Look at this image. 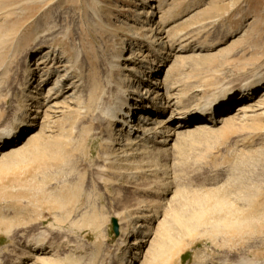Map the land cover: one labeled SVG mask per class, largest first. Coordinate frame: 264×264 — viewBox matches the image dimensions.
I'll list each match as a JSON object with an SVG mask.
<instances>
[{
	"label": "rangeland",
	"instance_id": "1",
	"mask_svg": "<svg viewBox=\"0 0 264 264\" xmlns=\"http://www.w3.org/2000/svg\"><path fill=\"white\" fill-rule=\"evenodd\" d=\"M157 1L169 41L164 34L155 45L154 65L166 58L160 78L167 77L185 106L221 87L264 77V0ZM156 5L151 0H0V131H25L16 148L0 154V264H26L27 245L37 238L57 248L55 256H41L47 259L43 264H126L127 259L120 261L125 250L120 238L139 215L135 230L145 234V242L128 264L264 262V96L250 98L254 108L247 119L236 111L240 102L230 103L217 124L197 128L191 121L158 160L163 167L155 174L161 181H145V166L138 173L143 177L97 182V168L112 145L99 136V122L90 114L80 116L76 106L79 98L94 102L92 93H103L105 100L109 81L130 77L128 70L135 81L142 79L155 34L142 30L148 28L143 22L148 24ZM133 34L139 35L137 47L130 46ZM54 38L55 51L45 60L55 71L45 76L37 60ZM167 43L171 48L162 46ZM75 49L80 57L74 73L80 69L83 78L78 101L71 88L78 78L56 79L69 68L67 57ZM116 55L120 68L110 70ZM27 75L29 98L22 93ZM60 86L63 93L48 100ZM21 119L29 126L22 128ZM31 132L40 134L27 143ZM116 168L107 174L117 177ZM134 234L125 235L128 243ZM72 246L85 252L83 257L70 255Z\"/></svg>",
	"mask_w": 264,
	"mask_h": 264
},
{
	"label": "bare ground",
	"instance_id": "2",
	"mask_svg": "<svg viewBox=\"0 0 264 264\" xmlns=\"http://www.w3.org/2000/svg\"><path fill=\"white\" fill-rule=\"evenodd\" d=\"M145 1L146 0H144V2ZM151 1L157 2V5L154 7L152 6V11L148 12L147 17L149 22L148 24L147 21L143 22L144 26L147 25L148 28L147 29L142 28V30L147 31V33L149 34L154 32L155 30V34L151 38L152 45H150L151 48H148L149 53L146 56V57H151V59L145 60L143 64L145 67L143 69L145 70L142 69L143 71H141L140 74L142 76V79L136 77V81H135V79L131 77L133 76V73L131 72L132 70H128L130 71V77L129 76H127L126 78L124 77L123 80L121 79L120 75H118L119 77L117 76L118 78L117 80L115 79V81L118 82L119 80L120 82L112 83V81H109L107 87L108 90L104 94L106 95L105 100L103 97V93L101 94L98 93L99 95L97 94L93 95L92 93L91 98L95 100L94 102L86 98L85 99L79 98V100L80 99L81 100L79 104L76 106L80 116L85 117L86 115L90 114L92 117L90 119L91 121L94 120L99 122V124L101 125L100 128H98L99 129L98 134H100L99 136H101L102 133V136H104V138H102L103 142L112 145L109 149L110 150V153H108L109 156L107 155V157H104L103 163L97 168L99 169L98 172L100 173L97 175L98 181L96 180L98 184L104 181H108L110 183L116 182V184H120L119 183L120 178L123 179V177L124 178L127 177L126 180L129 178L130 180L137 179L138 176L136 177L134 175L135 174L137 175L138 173L140 174V171H142L143 167L145 166L150 168V169L147 167L144 168V170H146V168L148 169L144 174L145 179H147V180L144 179L145 181L152 180L153 184L154 181L155 182L161 181L158 178L159 176H157L158 174L157 173H156L157 175L155 174L156 172L155 169L159 170L163 167L161 166L158 160L160 159V157L167 155V152L169 151L168 146L170 145L171 139L173 137H177L178 135H181L182 133L181 130H183V128L189 126L192 122L195 121L198 122L196 126L197 128H205L206 125L208 124L211 125L217 124L219 121H221V117L228 113L227 111L229 110V108L227 109V106L230 103L241 102V104L237 106L236 111L239 114H243L242 117L247 119L246 118L247 112L251 111L254 108L252 104V100H250V98L256 96L261 99L264 96V89L260 88L262 86V83L264 82V77L262 76L261 78L247 79L234 87H227V86L221 87L219 91H217L212 97H207V98L203 97L202 99L196 101L193 100L192 102H190L188 105L185 106V104L181 102V99H179L178 96L179 94L176 95L173 93L174 87L172 88V85L169 86L167 77L166 78L163 77L164 79L162 80L160 78L161 74H163L164 69L167 67V64H165L167 61L166 58L162 57L159 63L158 64L156 63L155 64L156 66L154 65L155 60L159 57V50H157L158 52L156 51L155 53V45L156 44L158 45L159 43L161 44L162 35L165 34V37L163 39L167 38L168 41H169V37L167 35V31H165L164 29V26L167 24L166 23L167 19L163 18L164 13L162 12V7L160 6L157 0H151ZM155 10L158 12L157 14H155ZM159 13H161V16L157 17ZM152 17H155V20L156 18H158V21L153 20L152 22L150 20ZM156 32H158V34ZM149 34H147L146 37H149ZM137 36L139 37V35L133 34V39L132 41H130V46L134 45L137 47V41H139V38ZM53 40H55V38L52 39L51 41ZM54 43H55L54 41L50 42L48 49L43 52L44 55L37 60V63H40V65H44L45 70L43 69L42 72H44L45 76L46 75L49 76L55 71L54 66L50 64V62L47 63V60H45L46 56H48L49 54L51 56L53 51H55L56 45ZM168 43L162 44V46L165 47L166 45L167 47L171 48V44ZM183 46H181L180 48L184 49L185 46L184 47ZM62 52L64 54V51ZM73 53L74 54L71 57H67L70 66L68 65L66 67L69 68L64 72V74L58 75L56 79L57 81H63V80L65 81L67 80L68 77H70L68 76L69 74H72V78L75 79L78 78L76 82L71 83L73 84L71 88H74L75 90L72 93V95H74L75 99H77L78 101V94H80L79 90H81L80 88L83 86L82 85L83 82L81 83V79L83 78H81L82 74L80 69H77L78 73H76L77 74L76 76L74 72L75 69L78 68L77 64L79 62L80 50L75 49ZM163 53L165 55L167 54L166 52ZM118 59H121V57L116 55L114 57V63L113 61L109 63L111 64L110 70L113 67L120 68V66L117 64ZM158 67H161L162 70H158ZM27 70L29 73L30 67H27ZM28 77L29 75L24 77L26 80L24 81V88L22 87L23 89L22 93L25 98H29V93L24 94V89H26L25 85L27 84ZM127 80L131 81L130 88L128 87L129 85L128 86L126 85L128 84ZM43 82H45V80ZM53 88L56 89V87ZM53 88L48 89L47 94L51 93V90ZM141 92H144L143 95L140 94ZM62 93H63V89L61 90V86H60V88L56 89L55 91L52 92V94L48 95L47 98L49 100L53 96L59 97V94ZM152 94H154V96H152ZM35 105L37 106V109L41 107V104H39V102L37 101L35 102ZM57 106L58 104L55 103L52 107L56 108ZM169 112H170L169 116H167V118L165 119V115H167V113ZM36 113H38V111H36ZM69 117H71V115H69ZM24 121H25L24 119L20 120V126L22 125V128H24L25 126L26 127L29 126ZM76 123L72 124V122H69L68 124L70 125L72 124V128H75ZM19 129L20 127L18 129L15 128L11 130H9V128H5L0 131V154L3 153L2 155H5L4 154L5 150L7 151L8 149H14L17 147L16 144L19 140V137L23 133H25V131L22 130L20 131ZM92 132L95 135V131ZM37 133L31 132L28 135L27 143L30 140L36 141V138H38L40 132L39 134ZM117 141H121L120 145L116 143ZM118 145L119 147L118 149H116ZM105 146L108 148V145ZM114 166L117 167L116 168L118 172L117 177H111L109 176V174H107L108 171L111 170V168H113ZM144 170L143 172H145ZM164 171L165 170L163 169V172ZM143 172H141L142 175ZM158 172L161 173L160 171ZM139 217H136V219ZM134 220L128 221V224H126L123 230L124 235L122 234L123 237L120 238L122 247H125V250L120 254L121 255L120 261L123 262L124 260L127 259L126 264H128L129 262L133 263V260L135 261V259H137V257L135 256L140 254L138 253L140 247L142 243L145 242L144 240H141L142 236H144L145 234L142 233L141 235V233L139 234L135 230L136 223H134ZM187 223L189 222H186L185 226H187ZM131 231H134L135 234L133 235L132 242L128 243L127 242L128 240L124 237L126 234L131 233ZM49 244H50L49 246H46L47 244L44 239L37 238L36 240H34V242L31 245H27L29 251L27 255L24 257V259L29 261H26L27 262L26 264L29 263L43 264L47 262V259L45 257H41L42 255L44 256L51 254V257L55 256L57 253V248H55L53 244L51 243ZM71 248L72 249L70 250V252L72 254L70 255L74 256L76 259H80L81 257H83V254L85 252L80 251L76 246H72ZM20 264H25V262H21ZM139 264H143V263H139ZM222 264H253V263L226 262ZM259 264H264V262Z\"/></svg>",
	"mask_w": 264,
	"mask_h": 264
},
{
	"label": "water",
	"instance_id": "3",
	"mask_svg": "<svg viewBox=\"0 0 264 264\" xmlns=\"http://www.w3.org/2000/svg\"><path fill=\"white\" fill-rule=\"evenodd\" d=\"M110 224H111V227H112V232L115 236H118L119 235V223L117 221L116 218H111L110 220Z\"/></svg>",
	"mask_w": 264,
	"mask_h": 264
}]
</instances>
